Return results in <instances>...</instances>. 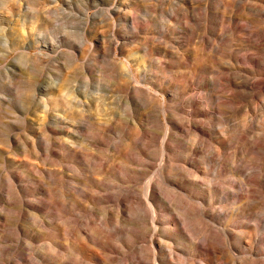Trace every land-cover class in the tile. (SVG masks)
I'll return each instance as SVG.
<instances>
[{
  "label": "rangeland",
  "instance_id": "rangeland-1",
  "mask_svg": "<svg viewBox=\"0 0 264 264\" xmlns=\"http://www.w3.org/2000/svg\"><path fill=\"white\" fill-rule=\"evenodd\" d=\"M226 1L0 0V264H54L55 258L62 260L64 257L69 260L78 255L73 251L72 241L68 236L56 238L68 247L64 253L62 249L56 252L51 246L52 242L49 245L52 237L49 229L45 228H49L52 219L49 208L52 188L50 170L62 169L66 174V181L69 182L66 191L72 201L80 199L79 180L90 178L74 161L65 162L63 167H60L61 160L57 161V157L51 156V146H54L56 151H62L57 144L66 139V132L60 130L53 133L51 128L55 125L52 121L56 120L50 116L66 112L69 97L72 99L71 96H78L89 101L90 104L86 105V108H80L83 109L87 121L105 125L110 119L108 124L111 130L106 137L109 145L107 148L90 144L84 139L80 142L75 139L84 146V151L94 158L96 163L101 162L100 160L115 162L120 166L122 175L127 177L132 176L134 169L137 171L136 168L139 167L120 159L117 152L126 147L136 161L145 158L141 154L142 143L134 146V137H141L140 128L152 125L146 120L142 108L132 107L119 89L126 78L121 74L123 72L118 62L124 61V64L130 65L138 78L149 84L163 83L171 87L191 79L187 84L188 88H192L189 95H195L200 100L185 103L184 99L189 95H177L173 101L167 102L170 114L179 121L187 117L188 112L199 111L200 117L197 120L205 121L209 126L212 144L221 147L222 143L227 141L223 152L228 154L233 151V145L238 144L232 140L237 137L240 126L227 119L229 115L210 97L211 94H221L222 90L218 85H212L211 81L216 83L217 78L224 72L218 62L225 66L228 60V27L233 23L246 26L244 32L237 31L232 36L234 48L237 53L243 55L245 50L255 52V49L241 43L238 36L248 38L250 35H264V20L251 16L250 12L242 9L240 5L231 10ZM236 1L239 4L242 0ZM149 49L154 50L151 56L147 55ZM166 52L168 55H165ZM208 58L213 61V71H196L197 64L200 61L206 62ZM166 62L172 63L173 66H165ZM110 63H117L115 72ZM262 69L261 67V72ZM203 79L209 82L205 83ZM171 90L175 91L172 87ZM114 92L116 93L113 97ZM119 92L122 94L118 95ZM99 96H102V101ZM256 112L257 116L253 122L256 120L257 124L259 117L264 114V109L258 107ZM246 117L244 111L238 119L242 125ZM254 126L261 128L259 124ZM260 132L262 130H255L239 142L241 147L245 145L243 159L250 158L244 159L243 163L240 179L244 184L247 182L246 176L253 173L256 164L259 165L256 171L254 170L256 175L264 167V155L260 157L246 148V142ZM192 139V136L182 134L180 142L171 143L175 147V153L171 155H187L193 164L208 173V179H212L216 168L209 167L203 160V154L197 149L188 147L191 146ZM161 141L162 138L155 141L146 151L152 158L151 161L147 160L153 165L151 172H157V176L159 172L156 169L160 167L162 158ZM115 147L119 151H116ZM245 160H248L247 163ZM178 162L174 164H182ZM246 164L254 168L248 165L252 169L247 171L244 169ZM178 173L175 171L171 176H166L173 180L182 178L185 186L180 188L186 187L189 192L195 189L201 194L200 190H205L204 182L194 178L187 181L188 179ZM257 176L262 180L261 174ZM71 179L75 181L74 185ZM144 184L145 181L140 179L136 181L135 187L143 188ZM244 187L236 184L230 192H240ZM140 196L144 200V194ZM199 197L202 199L197 202L202 203L206 202L209 195ZM217 197L221 200L217 205L228 213L239 205L235 204L236 198L231 197L222 203L225 197L223 193ZM219 206L218 209H222ZM159 214L163 215L164 212L159 211ZM231 217L236 222L250 226V229L243 228L239 231L252 232V247L254 252L259 254L257 259H264V217L252 218L244 213ZM228 218L222 215L214 219L212 225L223 230L222 225L229 223ZM41 222H45L47 226ZM178 237L171 235L172 242L177 247ZM237 237L232 243H240L244 250L247 249V239L242 242ZM50 246L55 252L51 251ZM239 254L240 250L235 249L236 257L246 255ZM207 259H210V256L205 250L195 258L197 264H208Z\"/></svg>",
  "mask_w": 264,
  "mask_h": 264
},
{
  "label": "bare ground",
  "instance_id": "bare-ground-1",
  "mask_svg": "<svg viewBox=\"0 0 264 264\" xmlns=\"http://www.w3.org/2000/svg\"><path fill=\"white\" fill-rule=\"evenodd\" d=\"M226 4L231 10L236 5H240L242 9L248 10L251 16L264 20V0H242L239 4L236 0H227ZM245 29L244 24L237 26L233 23L228 27L230 33L228 35L230 45L226 48L228 60L225 66L224 64L221 66V62H218L224 72L222 76L217 78L216 83L211 81L212 85L216 84L222 90L220 91L221 94L216 96L211 94L210 97L214 98L218 106L222 107L229 115L227 119L240 126L237 137L232 140L233 142L237 141L238 145H233L231 153L223 152L227 141H224L221 147L212 144L209 126L204 123L205 121L197 120L200 117L199 111L197 113L188 112L187 117L181 118L179 121L170 114L168 100L173 101L177 95L178 97L189 95L192 88H188L187 84L191 82V79H188L186 83L171 86L175 89L172 91L170 86L167 87L163 83L149 84L141 81L132 67L124 64V61L123 63L118 62L121 64L120 68L123 72L121 74L126 78L124 81L122 80L123 83L119 89L127 97L132 107L140 106L142 108L146 120L149 125H152L151 127L140 128L142 130L141 137H134V146L142 143L141 154L145 158L136 161L134 155L126 147L117 152L120 159L131 164H137L139 167L136 168L137 171L134 169L132 176L124 177L120 171V166L116 165L115 162L100 160L101 162L96 163L94 158H91L84 151V146L75 141L77 139L80 142L84 139L90 144H97L102 148L109 146L106 137L111 130L110 119L107 120L109 123L106 122L107 125L104 121L105 125L87 121L83 109L80 108L90 104L89 101L69 95L72 99L69 97L70 101L68 103V100L66 101L68 104L67 111L62 114H50V118L56 120L52 121L55 126L51 128V131L53 133L60 130L66 132V139L57 144L60 145L57 147L62 151H56L54 146H51V156L57 157V161L61 160L60 167H63L65 162L74 161L83 173L90 175V178L85 181L79 180L78 196L80 199L76 198L72 201L66 191L69 182L66 181V174L63 170L56 168L49 172L52 184L49 208L52 212V219L49 228L45 227L49 229L52 237L49 245L52 242L51 246L55 248L56 252L62 249L64 253L68 247L56 238L68 236L72 241L73 251L78 254L69 260H65L64 257L62 260L55 258L54 264H197L195 258L201 254L202 250L207 251L210 256V259H207L208 264H264V259H257L259 254L254 252L252 247V232L250 233V230L239 231L243 228L250 229V226L236 222L231 217L233 215L238 217L241 213L252 218L264 217V167L261 166V169L258 167L263 173H258L262 175V180L254 172L259 166L257 164L252 170L253 173L250 175L246 173L248 176H246L247 182L245 184L240 179L241 173H243L244 159L250 158L243 159L245 145L241 147L239 142L249 137L253 131L262 130V132L253 135V139L246 142V148L260 157L264 155V114L259 117L257 122L261 128L254 126L257 125L256 120L253 122L257 116V108L264 109V35L259 37L250 35L248 38L238 36L241 43H246L255 49V52L245 50V53L240 55L234 48L232 36L237 31L244 32ZM153 51V49H149L147 55L151 56ZM165 55H168V52ZM200 63L197 64L196 71L205 73L213 71L211 58ZM159 64L161 65L160 61ZM110 65L115 72L117 63H110ZM165 66L172 67L173 64L166 62ZM260 66L263 68L262 72ZM203 82L208 83L209 81L204 80ZM108 86L110 87V85ZM121 94L119 92L118 95ZM202 94L204 93L202 92ZM102 96L98 97L101 98V101ZM196 99L200 100L195 95H189L184 99V102L188 103ZM129 110L132 114L130 108ZM244 111L247 117L242 125L238 119ZM182 134L192 136V144L188 147L197 149L203 154V160L208 163V166L216 168L212 179H208V173L193 164L187 155L181 157L171 155L175 153V147L171 143L179 141ZM160 138H162L160 146L162 158L160 167H158L160 169H156L159 172L157 176V172H151L154 168L147 160L151 161L152 158L146 151ZM114 149L119 151L117 147ZM178 161L182 164L176 166L174 162ZM250 162L252 163V161ZM190 165L191 167H189ZM248 165L246 164L247 167L244 168L247 171L250 169ZM175 171L179 172V176L188 179L187 181L194 178L204 182L205 190L201 189L200 194L195 189L189 192L185 189L186 187L180 188L185 186L182 178L173 180L169 177ZM109 175L111 177H108ZM140 179L145 181L143 188L135 187L137 186L136 181ZM71 180L72 183H75L73 179ZM226 184L229 186L226 187ZM236 184L245 187L240 189V192H230V189L234 188ZM220 193L225 195L222 203L227 202L230 197L236 198L235 204L239 205L235 206L231 213L217 205L221 203V200L217 199V195ZM140 194H144L145 201ZM206 194L209 195L206 202H197L202 199L199 196L202 197ZM218 206L222 209H218ZM159 211L164 212V214L160 215ZM222 215L229 217V223L222 225L224 229L221 227L223 230L218 228L219 226L216 228L212 225L214 219ZM41 223L46 225L45 222ZM235 230L239 232L237 233ZM172 234L179 236L178 247L174 246L172 242ZM236 236L242 242L247 239V249L244 250L240 243H232ZM235 249L240 250L241 255L245 253L246 255L236 257Z\"/></svg>",
  "mask_w": 264,
  "mask_h": 264
}]
</instances>
